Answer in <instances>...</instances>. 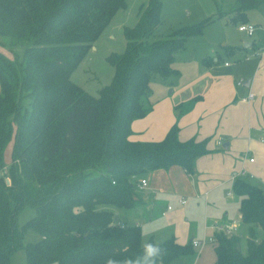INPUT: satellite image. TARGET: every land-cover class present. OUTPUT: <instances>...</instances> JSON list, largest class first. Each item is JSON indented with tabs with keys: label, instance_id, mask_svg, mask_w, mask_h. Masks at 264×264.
<instances>
[{
	"label": "trees",
	"instance_id": "trees-1",
	"mask_svg": "<svg viewBox=\"0 0 264 264\" xmlns=\"http://www.w3.org/2000/svg\"><path fill=\"white\" fill-rule=\"evenodd\" d=\"M128 0H0V39L17 47L14 58L0 51V264L25 249L27 264H107L141 253L139 225L116 224L100 205L134 209L144 205L138 184L149 173L179 165L193 172L194 161L209 152V139L180 141L173 125L159 142L132 141V125L153 109L150 84L176 73L175 54L203 23L155 38L163 24L162 2L139 7L137 22L124 28L127 44L111 54V83L93 96L72 74ZM264 0H236L232 21ZM225 13L219 9L218 17ZM151 37L153 39L151 40ZM230 47H226V50ZM179 105V116L198 101ZM241 220L248 225L246 253L236 234L214 233V264H264V191L236 179ZM32 207L36 215L19 224ZM41 239L24 244L28 230ZM155 243L153 238L147 239ZM158 264L195 254L193 241L174 236L161 242Z\"/></svg>",
	"mask_w": 264,
	"mask_h": 264
},
{
	"label": "crops",
	"instance_id": "crops-1",
	"mask_svg": "<svg viewBox=\"0 0 264 264\" xmlns=\"http://www.w3.org/2000/svg\"><path fill=\"white\" fill-rule=\"evenodd\" d=\"M246 19L241 23L252 24ZM225 46L230 47H224L227 54L242 55L237 59L243 62L241 68H232L229 62L220 64L218 57L187 54L176 66L177 52L172 65L176 73L166 79L159 77L150 86L153 109L132 125V141H162L176 123L180 141L209 139V152L194 161L192 173L174 165L149 173L152 182L144 177L148 183V188L140 191L144 205L132 209L136 221L131 224L142 230L154 225L146 231L148 239L161 243L174 236L180 244L200 243L195 254L172 264H214V233L223 232L219 227H230V234L238 235L237 223L228 221L236 208L242 222L240 198L233 191L236 179L264 191V32L243 46ZM197 97L193 107L179 116L177 107ZM167 194L176 197V206L169 205L168 211L162 212L169 235L158 237L157 203ZM180 217L184 219L180 221Z\"/></svg>",
	"mask_w": 264,
	"mask_h": 264
},
{
	"label": "rangeland",
	"instance_id": "rangeland-1",
	"mask_svg": "<svg viewBox=\"0 0 264 264\" xmlns=\"http://www.w3.org/2000/svg\"><path fill=\"white\" fill-rule=\"evenodd\" d=\"M148 0H128L127 7L121 10L113 18L112 22L103 31L101 36L95 42L94 46L89 50L86 57L74 70L72 74V81L82 87L85 91L93 96H98V92L103 87L109 85L114 76V66L108 61V57L111 54H121L126 49V38L124 36L125 27H133L137 22V16L139 7L142 4H146ZM162 2V18L163 24L155 35V38L166 37L174 30L189 28L203 23L207 19H212L211 22L206 23L201 32L197 35L190 36L184 47L178 51V57L176 66L180 65V61L184 60V57L191 55L195 58L199 55L203 57L212 56L220 59V64L224 65V62H229L232 68H241L243 62L237 60L242 59V55L232 56L225 51V45L229 46H243L248 40H254L264 32V4L257 9L249 10L246 12V17L249 19V23L256 26V31L253 36H249L246 32L239 31L238 27L241 21H232L231 18L234 13L231 11L232 7L236 3V0H160ZM219 9L225 11L223 17H218ZM153 37H151V40ZM9 40L0 39V51L7 55L9 58H14L16 54ZM195 57H194V56ZM157 78L152 79L150 86L155 84ZM12 147L9 145L6 151V167L9 168L12 161ZM150 182L153 179L151 174L146 175ZM10 179V178H9ZM149 182V183H150ZM11 183V179H10ZM148 188V183L143 190ZM141 195V190H138ZM176 197L173 195H164L162 199L157 203L156 209V223L158 237H168L169 230H165V220L162 212L168 211L169 205L176 206ZM99 210H106L113 212L114 222L116 224L134 223L133 210H127L118 208L113 205H100ZM36 215L35 210L32 207L26 206L19 214V224L23 225L28 220ZM198 219L202 218V214H198ZM184 217H180L182 221ZM228 221L232 225L236 224L235 231L242 240V251L246 253V238L248 235V225L239 221L236 208L230 214ZM149 222V221H148ZM164 224V225H163ZM134 225V224H131ZM154 225H149L147 228H143L144 239H148L147 229H151ZM173 231V230H172ZM173 233L170 234V236ZM147 238V239H146ZM41 239V236L33 231L28 230L25 233L23 242L28 244L31 242H37ZM164 239V238H162ZM198 239V238H197ZM197 249V248H195ZM214 251V249H213ZM11 264H27L26 251L20 249L13 253L11 257Z\"/></svg>",
	"mask_w": 264,
	"mask_h": 264
},
{
	"label": "clouds",
	"instance_id": "clouds-1",
	"mask_svg": "<svg viewBox=\"0 0 264 264\" xmlns=\"http://www.w3.org/2000/svg\"><path fill=\"white\" fill-rule=\"evenodd\" d=\"M164 254V248L159 242L144 240L141 243V253L137 256L127 257L123 260L109 258L107 264H158Z\"/></svg>",
	"mask_w": 264,
	"mask_h": 264
},
{
	"label": "built area",
	"instance_id": "built-area-1",
	"mask_svg": "<svg viewBox=\"0 0 264 264\" xmlns=\"http://www.w3.org/2000/svg\"><path fill=\"white\" fill-rule=\"evenodd\" d=\"M239 31L241 32H246L249 36H253L255 34V31H256V26L252 25V24H242L239 26ZM253 161V160H251ZM7 174V167L6 168H3L0 170V177H4L5 181H9V184H10V179H9V176L6 175ZM147 185V180L146 179H141L139 184H138V190H142L146 187ZM181 203L184 204L185 201L184 200H181ZM169 209H171V207H169ZM219 231H223V232H226L227 234H230L232 229L230 227H219ZM214 241V240H213ZM193 245L195 247H198L200 245L199 242H196L194 241L193 242Z\"/></svg>",
	"mask_w": 264,
	"mask_h": 264
},
{
	"label": "water",
	"instance_id": "water-1",
	"mask_svg": "<svg viewBox=\"0 0 264 264\" xmlns=\"http://www.w3.org/2000/svg\"><path fill=\"white\" fill-rule=\"evenodd\" d=\"M7 184L9 185V181H7Z\"/></svg>",
	"mask_w": 264,
	"mask_h": 264
}]
</instances>
